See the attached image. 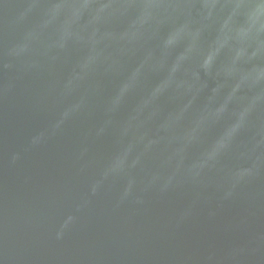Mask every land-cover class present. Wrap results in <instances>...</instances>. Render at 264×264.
<instances>
[{
  "label": "water",
  "instance_id": "obj_1",
  "mask_svg": "<svg viewBox=\"0 0 264 264\" xmlns=\"http://www.w3.org/2000/svg\"><path fill=\"white\" fill-rule=\"evenodd\" d=\"M0 264H264V0H0Z\"/></svg>",
  "mask_w": 264,
  "mask_h": 264
}]
</instances>
